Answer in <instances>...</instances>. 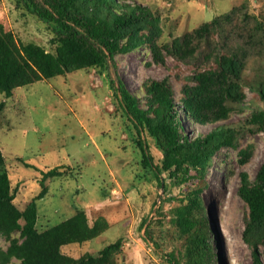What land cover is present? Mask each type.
Here are the masks:
<instances>
[{"label": "rangeland", "instance_id": "rangeland-1", "mask_svg": "<svg viewBox=\"0 0 264 264\" xmlns=\"http://www.w3.org/2000/svg\"><path fill=\"white\" fill-rule=\"evenodd\" d=\"M121 2L143 5L151 23L139 36L122 35L115 56L116 69L111 64L107 68L96 65L73 69L17 87L10 97L0 93V102H4L0 110V148L4 155L0 173L6 171L9 175L14 193L11 206L24 211L42 190L43 172L59 166L60 174L44 181L45 194L37 199V230L45 231L80 212L86 214L90 225L102 221L99 235L66 245V254H98L107 244L123 238L121 251L112 255L107 264H171L166 254H174L176 262L184 263L189 233L184 232V217L179 216L178 208L189 203L188 192L203 185L199 209H193V214L202 221L215 255L213 264H253L252 249L244 239L249 207L238 189L242 172H247L253 181L264 163V130L249 131L248 120L252 112L264 110V56L248 61L242 83L245 99L229 119L199 124L186 117L181 100L182 88L190 82L188 77L202 65L177 61L165 49V63L160 64L154 61L148 43H139L130 50L126 46L156 33L160 34V45L171 42L236 9L249 14L251 23L264 22V0ZM72 3L99 14L91 0ZM0 22L14 33L19 45L34 43L54 53L60 49V26L36 15L30 0H0ZM209 65L203 63V68ZM116 72L153 115L154 106L146 98L144 83L150 78L169 77L180 104L182 132L196 136L234 122L240 130L237 145L224 147L212 157L203 180L192 168L187 181L164 172L160 183L154 171L143 164L137 130L114 93ZM142 134L154 163L161 165L163 151L155 137L149 128ZM2 210L1 252L10 244ZM11 236L19 238L20 231L13 230ZM263 249L261 246L264 262ZM9 264L19 261L13 258Z\"/></svg>", "mask_w": 264, "mask_h": 264}, {"label": "trees", "instance_id": "trees-1", "mask_svg": "<svg viewBox=\"0 0 264 264\" xmlns=\"http://www.w3.org/2000/svg\"><path fill=\"white\" fill-rule=\"evenodd\" d=\"M30 1L36 15L60 26L57 35L61 46L54 53L34 43L19 45L14 33L0 22V93L7 97L17 87L54 78L73 69L96 65L107 68L110 64L116 69L115 56L120 50L122 35L139 36L140 31L151 23L147 8L121 0H91L99 8V14L78 8L72 0ZM249 20V14L242 10L238 13L236 9L204 22L171 42L160 45V34H149L137 40L138 43L127 45L126 49L145 42L157 63H165L162 55V49H165L177 61L202 65L188 77L190 82L182 88L181 105L186 117L199 124L226 121L245 99L242 83L248 61L264 56V22L251 23ZM213 34L217 36L214 38ZM203 63L210 65L203 68ZM116 75V80L112 81L114 93L137 130L143 164L154 171L160 183L164 172L187 181L191 178L192 168L196 177L203 180L204 170L212 157L224 147L237 145L240 130L234 122L220 124L196 136L184 134L183 125L178 120L180 104L176 102L169 77L150 78L144 83L146 98L154 106L153 115L117 72ZM3 107L2 101L0 110ZM248 120L249 131L264 130V110L252 112ZM148 128L163 151L161 165L154 163L147 139L142 134ZM242 154L246 156L247 151L243 150ZM3 164L4 155L0 148V166ZM59 169L55 166L43 172L42 190L24 211L11 206L14 193L11 192L10 178L6 171L0 173L1 219L7 225L5 233L10 240L7 250L0 251V264H9L13 258L19 264H107L112 255L121 251L123 238L107 244L98 254L72 257L64 252L66 245L83 243L101 233L102 221L90 225L84 212L45 231L37 230V199L45 194L44 181L59 175ZM203 189L204 186L199 185L188 192L189 203L178 208L179 216L184 217V232L189 233L188 245L184 263L176 262L174 254L164 255L171 264H213L215 260L202 221L193 214V209H199ZM238 193L249 207L244 239L252 249L253 264H264L260 255L261 246L264 248V163L253 181L247 172H242ZM19 219L24 223H19ZM13 230L20 231L19 238L11 236ZM262 253L264 256V249Z\"/></svg>", "mask_w": 264, "mask_h": 264}]
</instances>
